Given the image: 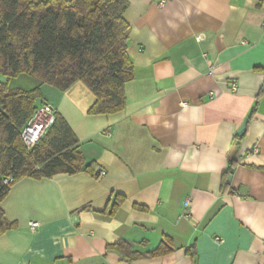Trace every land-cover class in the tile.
Masks as SVG:
<instances>
[{
	"label": "crops",
	"instance_id": "0c3cea01",
	"mask_svg": "<svg viewBox=\"0 0 264 264\" xmlns=\"http://www.w3.org/2000/svg\"><path fill=\"white\" fill-rule=\"evenodd\" d=\"M126 1L122 111L89 115L80 82L41 86L95 176L16 182L0 264H264V0ZM120 242L141 256L125 260ZM162 243L172 252L149 256Z\"/></svg>",
	"mask_w": 264,
	"mask_h": 264
},
{
	"label": "trees",
	"instance_id": "16d2710c",
	"mask_svg": "<svg viewBox=\"0 0 264 264\" xmlns=\"http://www.w3.org/2000/svg\"><path fill=\"white\" fill-rule=\"evenodd\" d=\"M127 6L126 0H0V75L6 81L0 83V203L24 178L81 172L95 176L96 165L85 163L78 139L56 111L52 126L32 149L25 147L21 132L38 110L43 85L65 92L76 82L84 84L95 98L88 110L92 116L114 115L125 108V86L134 79L126 52ZM22 75L35 78L39 85L27 91L7 87ZM254 112L255 108L246 124ZM245 133L234 137L236 148ZM232 171L231 164L224 179ZM8 177L13 182L6 187L2 181ZM15 228L0 210V235ZM113 249L127 261L141 256L123 242ZM171 252L162 243L149 256Z\"/></svg>",
	"mask_w": 264,
	"mask_h": 264
},
{
	"label": "built area",
	"instance_id": "2783aa9c",
	"mask_svg": "<svg viewBox=\"0 0 264 264\" xmlns=\"http://www.w3.org/2000/svg\"><path fill=\"white\" fill-rule=\"evenodd\" d=\"M262 28L264 29V20L262 22ZM231 91H235L234 84L231 87ZM182 106H186V104H183ZM53 122H54V110L48 105H42L40 109H38L34 113L32 118L27 122V124L25 125V127L21 132V138L27 150L32 149L34 146L38 144L41 137L50 129ZM12 182H13V178L8 177L2 181V184L7 187L10 184H12ZM183 207L184 210H186V213H184L183 216L187 218L189 217L188 210L191 207V200L186 199L183 203ZM29 227L31 231H35L36 228L38 227V224L33 222L30 223Z\"/></svg>",
	"mask_w": 264,
	"mask_h": 264
},
{
	"label": "rangeland",
	"instance_id": "374dc122",
	"mask_svg": "<svg viewBox=\"0 0 264 264\" xmlns=\"http://www.w3.org/2000/svg\"><path fill=\"white\" fill-rule=\"evenodd\" d=\"M0 77L2 79H5L1 75H0ZM35 81H36V79L33 78V77H29V76H26V75H22V76H19V77L15 78V79L10 80L7 83V87L9 89L18 88V89H22V90H30V89L34 88V86H36L35 85ZM45 87H44L43 90L41 89V91H43L45 95L46 94L48 95V93H47L48 91L45 89ZM41 101H42L41 98H39L38 101H37V103H36V105L38 106V109H40V107L42 106Z\"/></svg>",
	"mask_w": 264,
	"mask_h": 264
},
{
	"label": "water",
	"instance_id": "95a60500",
	"mask_svg": "<svg viewBox=\"0 0 264 264\" xmlns=\"http://www.w3.org/2000/svg\"><path fill=\"white\" fill-rule=\"evenodd\" d=\"M263 90H264V88H263ZM242 131H243V129L240 132H242Z\"/></svg>",
	"mask_w": 264,
	"mask_h": 264
}]
</instances>
